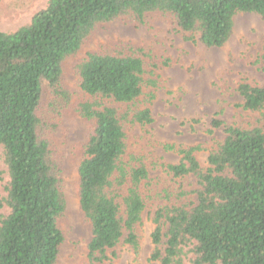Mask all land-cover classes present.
Returning a JSON list of instances; mask_svg holds the SVG:
<instances>
[{"label":"trees","instance_id":"obj_1","mask_svg":"<svg viewBox=\"0 0 264 264\" xmlns=\"http://www.w3.org/2000/svg\"><path fill=\"white\" fill-rule=\"evenodd\" d=\"M24 11L31 0H8ZM171 17L187 41L221 48L234 18L264 21V0H49L31 20L0 32V153L8 181L0 198V264H57L65 213L55 131L65 112L84 122L87 142L78 165L76 195L89 225L86 264L116 259L118 246L136 254L137 227L147 208L151 172L192 179L195 189L176 193L180 204L157 206L150 262L156 264H264V85L240 81L238 108L257 113L249 127L210 121L214 140L202 168L198 147L163 145L180 160L152 163L128 152V125L153 122L139 99H155L160 62L146 47L118 42L89 52L72 67L82 100L63 84L64 62L105 24L125 17L147 27L149 17ZM264 72V55L261 56ZM111 102L119 106H107ZM159 197V194L156 195ZM165 198H170L166 193Z\"/></svg>","mask_w":264,"mask_h":264},{"label":"rangeland","instance_id":"obj_2","mask_svg":"<svg viewBox=\"0 0 264 264\" xmlns=\"http://www.w3.org/2000/svg\"><path fill=\"white\" fill-rule=\"evenodd\" d=\"M49 0H31L24 11L9 7L8 0H0V32H8L27 24L32 16L43 9ZM171 17L153 14L147 27L130 22L125 17L108 23L95 32L78 53L64 62L63 84L72 93V102L82 100L79 78L73 72L74 63L89 52H100L115 43H129L146 47L160 62L156 70L160 87L150 103L139 99V108H149L153 122L150 125H128V152L138 154L150 167L152 163L177 164L180 157L166 151L163 145L198 147L195 157L202 168H207V157L214 140L223 136L210 132V121L215 118L235 127H249L258 118L238 108L240 103L235 89L240 81L264 85L261 56L264 55V21L255 14H239L234 18L233 32L221 48H205L199 42L187 41ZM107 106H119L111 102ZM264 127V124H263ZM55 155L61 163L62 191L65 213L59 223L64 235L57 264H86V246L90 240L89 225L82 219L75 192L78 182L77 168L83 159V145L87 142L83 120L73 112H65L55 131ZM152 185L142 222L137 227L140 236L138 252L129 246H118L116 259L105 264H156L151 263L153 249L151 232L153 214L158 205L166 202L180 204L179 190L195 189L192 179H173L161 169L151 172ZM8 181L0 153V198L5 196ZM166 193L170 198H165ZM159 194V197L156 195ZM168 199V201H167ZM190 255L184 264H190Z\"/></svg>","mask_w":264,"mask_h":264}]
</instances>
